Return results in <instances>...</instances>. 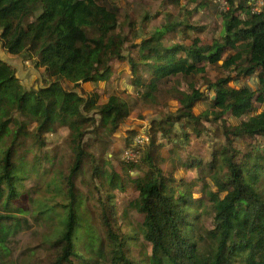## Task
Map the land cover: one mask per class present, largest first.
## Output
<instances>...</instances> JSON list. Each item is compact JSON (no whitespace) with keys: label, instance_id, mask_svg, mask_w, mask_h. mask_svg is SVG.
I'll use <instances>...</instances> for the list:
<instances>
[{"label":"trees","instance_id":"trees-1","mask_svg":"<svg viewBox=\"0 0 264 264\" xmlns=\"http://www.w3.org/2000/svg\"><path fill=\"white\" fill-rule=\"evenodd\" d=\"M248 1L225 0L219 40L165 47L162 38L180 24L135 43L107 0H0L3 52L32 60L47 78L25 88L11 60L0 58V264L11 263L10 238L27 226L30 210L44 229L42 264H264V110L236 124L227 119L264 105V8L253 13ZM219 62L232 75L209 85L215 99L207 110L193 112L209 100L205 92L176 91V112L152 121L147 141L135 146L143 156L103 169L108 162L91 149L107 152L130 104L112 94L101 105L98 94L78 92L81 84L107 83L123 63L137 94L145 90L139 97L155 104L160 82ZM255 74L256 90L229 86ZM57 128L67 130L65 166L44 152ZM192 139L205 150L192 153ZM129 186L133 197L119 212L114 191ZM129 211L141 220L129 219Z\"/></svg>","mask_w":264,"mask_h":264},{"label":"rangeland","instance_id":"rangeland-1","mask_svg":"<svg viewBox=\"0 0 264 264\" xmlns=\"http://www.w3.org/2000/svg\"><path fill=\"white\" fill-rule=\"evenodd\" d=\"M109 3L117 5L119 8V26L120 29L128 37L135 39L133 42L139 43L143 38L152 36L157 30H159L165 24L178 25L175 30L169 32L162 38L163 45L165 47L173 44L189 45L194 38H199L204 44H209L213 40H219L221 35L222 25L220 13L224 12L219 9L218 0H196L190 2L189 0H107ZM248 5V3H247ZM40 13V8L34 12V17ZM192 26L193 29H187L186 26ZM200 31H196L195 29ZM131 43H128L129 46ZM228 51L223 55L230 54ZM133 57H136V53H132ZM0 58L11 60V65L15 68V74L19 81L25 88H37L43 85L42 79L45 78L43 69L36 70L32 60L24 61L21 57L5 55L0 46ZM221 62L216 65H204V72L192 73L188 76L182 77L181 75L169 77L165 82H160L158 85V91L155 94L156 103H150L149 101L142 100L139 96L144 89L139 90L132 82V76L129 69L125 64H116L113 67V73L107 83H101L94 85L92 83H84L79 87L78 92H83L85 95L98 94L99 104H105L110 95H117L120 98L126 100L130 104V112L127 119L122 123L119 129L112 135L110 142L111 146L108 148L104 155H99V146L92 148L91 151L96 150V158L99 161V157H105L102 160L108 162L107 165H103V169L109 170L111 167L115 170L120 168V164L124 162H133L137 160L135 156H143V151L138 149L137 153L133 150L136 149L135 145L139 143L140 138L146 136V131L151 127V122L156 120H162L168 114H174L178 109V104L175 99L176 91L188 92L190 87L199 89L201 92H205L209 100L199 103L194 109V114H199L207 110L210 106L211 97L214 95L212 90L209 91L208 87L219 78L232 75L231 70H226L220 67ZM139 75L142 78H146V73L141 72ZM234 78V74H233ZM65 90L71 89L72 85L64 82L62 83ZM230 87L247 86L251 90L257 89L256 75L239 79L238 83L234 81L229 83ZM258 108V105L254 103L253 108ZM258 110L254 112H247L243 114L239 119L231 118L227 116L228 121L231 124H236L239 121H245L248 117L253 116L260 111L264 110V105L259 106ZM182 131V130H181ZM67 136V130L64 128H57L56 132L47 135V146L44 152H47L48 156L53 157L56 154V158L53 160L55 163L57 160L62 161V166H65L70 161L71 153L68 146L65 144ZM159 136V135H157ZM146 138V137H145ZM188 148L192 153L203 152L205 148L196 140H191ZM101 149V148H100ZM166 150V149H165ZM161 151L162 156L167 157V152ZM40 155L39 152H36ZM107 156V158H106ZM110 161H108V160ZM124 161V162H123ZM138 161V160H137ZM126 164V163H125ZM42 167L48 168L49 163L42 162ZM110 167V168H109ZM166 166V170H167ZM132 174H135L133 171ZM180 177L192 178L191 173L183 174L178 173ZM87 177V176H85ZM79 177L78 187L82 192H86V186L80 183ZM124 179L126 177H123ZM32 185V181H29L28 186ZM193 189L196 194L193 198L200 197L199 186L193 185ZM116 196L119 212L122 211L126 198L133 197V186H129L125 193L120 192L118 189L114 191ZM29 209L31 206L26 205ZM31 210L29 214L25 215L27 219V226L21 229L15 236L10 238V264H42L45 261L47 251L44 245L41 243L40 236L44 233L43 227H39L31 220ZM127 217L134 218L137 221L141 220V217L136 215L133 211H129ZM123 230H127L126 224H124Z\"/></svg>","mask_w":264,"mask_h":264},{"label":"built area","instance_id":"built-area-1","mask_svg":"<svg viewBox=\"0 0 264 264\" xmlns=\"http://www.w3.org/2000/svg\"><path fill=\"white\" fill-rule=\"evenodd\" d=\"M219 3V9L222 11L227 9V4L225 2V0H218ZM248 6L251 10V12H259L260 10H262L264 8V0H249L248 1ZM146 137V136H145ZM144 136L142 138H140V141L138 145H142L144 142L147 141V138H145ZM135 145V146H136ZM136 161V160H135Z\"/></svg>","mask_w":264,"mask_h":264},{"label":"crops","instance_id":"crops-1","mask_svg":"<svg viewBox=\"0 0 264 264\" xmlns=\"http://www.w3.org/2000/svg\"><path fill=\"white\" fill-rule=\"evenodd\" d=\"M256 74H257V73H256ZM256 74H255V75H256ZM256 80H257V79H256ZM255 104H256V103H255ZM257 105H258V104H257ZM259 106H260V105H258V108H261V107H259ZM258 108H255V107H254L253 109H254V110H258Z\"/></svg>","mask_w":264,"mask_h":264},{"label":"water","instance_id":"water-1","mask_svg":"<svg viewBox=\"0 0 264 264\" xmlns=\"http://www.w3.org/2000/svg\"><path fill=\"white\" fill-rule=\"evenodd\" d=\"M215 99V95H213L212 97H211V100H214Z\"/></svg>","mask_w":264,"mask_h":264}]
</instances>
